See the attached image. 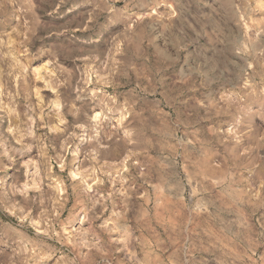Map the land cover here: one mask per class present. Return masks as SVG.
Returning a JSON list of instances; mask_svg holds the SVG:
<instances>
[{
    "label": "rangeland",
    "instance_id": "rangeland-1",
    "mask_svg": "<svg viewBox=\"0 0 264 264\" xmlns=\"http://www.w3.org/2000/svg\"><path fill=\"white\" fill-rule=\"evenodd\" d=\"M0 264H264V0H0Z\"/></svg>",
    "mask_w": 264,
    "mask_h": 264
}]
</instances>
